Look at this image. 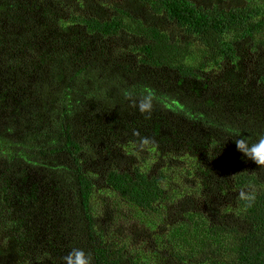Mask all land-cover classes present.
Segmentation results:
<instances>
[{
    "label": "trees",
    "instance_id": "trees-1",
    "mask_svg": "<svg viewBox=\"0 0 264 264\" xmlns=\"http://www.w3.org/2000/svg\"><path fill=\"white\" fill-rule=\"evenodd\" d=\"M40 18L58 27L44 32ZM39 38L44 49L31 70L17 54ZM0 59V77L25 95L27 115L7 118L10 136L0 131V264H66L74 248L90 264H264V167L235 144L240 134L250 142L264 134V107L254 98L264 100V0H0ZM143 95L153 97L150 113L137 110ZM82 115L106 118L107 133L80 139ZM162 124L169 138L189 136L194 157L210 152L220 166L198 154L176 178L196 169L199 180L177 188L168 176L175 170L146 157L127 154L129 168L103 161L95 176L87 170L84 154L112 133L124 147L148 125L156 138ZM27 166L53 184L39 220L26 209L2 210L12 170ZM100 183L137 209L142 224H166L150 251L113 238Z\"/></svg>",
    "mask_w": 264,
    "mask_h": 264
},
{
    "label": "rangeland",
    "instance_id": "rangeland-1",
    "mask_svg": "<svg viewBox=\"0 0 264 264\" xmlns=\"http://www.w3.org/2000/svg\"><path fill=\"white\" fill-rule=\"evenodd\" d=\"M48 0H37L38 6H44L47 4ZM37 5L31 2V8H36ZM30 9V12L39 13V11ZM38 24L44 25V32H48L53 28L58 27V25H53L51 21H46L42 18L38 20ZM51 33V31H50ZM45 42H48V39H45ZM44 41L42 38H39L35 43L27 42V45L24 47L22 52L17 54L18 58L26 55L27 64L29 69H36L31 62H34L36 65L37 58L39 57L40 50L44 49ZM254 51H246V56L257 58V54L253 53ZM30 62H29V61ZM1 61V59H0ZM1 66V62H0ZM17 66L24 67L25 72L29 74L28 67L23 61L17 63ZM227 64L216 67L211 73L210 77L213 78L216 72L225 70ZM167 76V74L165 75ZM219 77V76H218ZM12 78L0 77V131L3 135H8L4 130L5 127H8V119L10 117L25 118V110L20 107L19 102L25 98L23 93L18 94L15 88L12 86ZM14 83V82H13ZM1 89H4L1 90ZM223 90V89H221ZM213 92H220L217 88L212 89ZM221 93V92H220ZM209 93L207 92L206 95ZM263 104L261 108L264 107V100H261L258 97H254ZM254 98L252 99L254 101ZM260 113L259 117H264V112ZM105 119H93L89 118V115H82L79 118L75 119V132L78 134L79 138L88 142L91 140L97 139L95 132L107 133V126L105 124ZM9 128V127H8ZM21 128V127H20ZM146 132L141 137L140 140H125L129 141L125 143L121 142L122 145L130 147V151H127L126 147H121L119 145L120 139L118 134L112 133V135L107 138L106 141L98 145L94 150H88L84 154V160L86 162V168L90 171V174H98L99 166L103 165L110 166L119 164L122 168H129L128 161L126 159L127 154H131L136 157H146L147 160H153L154 164H169L171 168L175 171L168 174L171 178L173 177L174 182L171 185V188H177L182 184V181L186 182H197L199 180V174H196L194 169L193 177H184L176 178V176H181L189 172V168H194L192 158L199 156L201 150L196 152L194 157L193 153L186 146L189 140V136L180 137L181 140H176L174 138H169L167 136L166 130L163 128V124L157 128L156 138H150L149 133L150 129L153 130L154 127L146 126ZM28 133L26 129L21 128V134ZM129 137V136H128ZM169 138V139H167ZM106 139V137L101 138ZM164 139V140H163ZM98 140V139H97ZM116 141L115 144L113 142ZM130 152V153H128ZM209 156L204 157L201 155V158L205 159L206 162H211L220 166L219 160L217 158H212L210 152H207ZM168 157V158H167ZM168 160H167V159ZM162 164V165H164ZM181 172V173H180ZM175 174V175H174ZM45 175L35 166H27L23 168H14L10 174V179L6 183L5 187L2 190L5 193V205L2 207V210H6V207H13L15 210H21L26 213L28 210L34 220H39L42 215V211L37 212V207L45 203L46 200L54 193L52 188L53 184L50 181L47 182ZM99 202L101 209L105 213L111 212L112 218H115L113 230V238L115 237L116 241H123L125 246H128L130 250L135 252H147L150 251L153 247V243L156 242L158 237H162L166 232V224H160L157 217H150V225L142 224L141 219L143 216H138L139 212L137 209L133 208L127 202L120 200L110 193L109 190L105 189L103 184H99ZM43 207V206H42ZM41 207V208H42ZM26 209V210H25ZM28 220V219H27Z\"/></svg>",
    "mask_w": 264,
    "mask_h": 264
},
{
    "label": "clouds",
    "instance_id": "clouds-1",
    "mask_svg": "<svg viewBox=\"0 0 264 264\" xmlns=\"http://www.w3.org/2000/svg\"><path fill=\"white\" fill-rule=\"evenodd\" d=\"M125 96L130 98L133 96V92L125 90ZM136 107L141 113H150L153 108V97L151 95L139 97ZM236 137H239L235 139L237 150L259 167H264V134L259 135L254 142H250L248 138L241 134ZM247 198L254 199V196ZM64 259L66 264H90V256L79 248L72 249Z\"/></svg>",
    "mask_w": 264,
    "mask_h": 264
}]
</instances>
